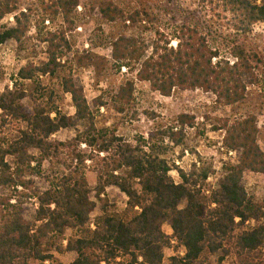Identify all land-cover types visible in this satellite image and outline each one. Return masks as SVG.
Here are the masks:
<instances>
[{
  "label": "trees",
  "instance_id": "obj_1",
  "mask_svg": "<svg viewBox=\"0 0 264 264\" xmlns=\"http://www.w3.org/2000/svg\"><path fill=\"white\" fill-rule=\"evenodd\" d=\"M133 1L142 8L127 14L112 0H102L100 12L110 24L137 25L153 33L151 43L120 36L111 45L108 64L135 77L110 100L100 96L92 105L72 78H62L74 116L61 112L60 96L43 87L40 78L55 77L71 51L65 32L48 30L45 23L60 18L70 30L82 0L41 3L40 25L45 29L38 38L47 47V59L20 69L11 87L0 93V264H53L64 253L76 254L71 264H165L164 250L172 240L184 256L172 257L168 264H211L217 255V264L228 259L264 264V198L256 202L241 186L246 172L264 177L254 117L223 122V147L239 153V159L235 166H224L217 186L209 182L216 176L212 163L198 157L186 171L170 159L176 149H181L178 160L188 151L185 132L194 128V117L180 115L174 126L134 142L97 121L110 103L128 117L136 99L135 81L149 84L163 97L175 90H201L215 95L223 107L242 103L244 78L255 79V63L261 60L240 39L264 24V0L209 1L222 24L217 35L196 18L149 29L155 18L143 4L155 0ZM31 13L19 11L17 0H0V24L13 19L11 27L0 25V47L14 41L23 48L32 29ZM3 79L0 65V83ZM26 83H32V90ZM79 124L83 130L77 129ZM10 128L14 134H7ZM66 130H76V136L64 142L53 139ZM87 173L97 176L94 190ZM109 188L126 197L123 210L109 203ZM98 204L102 208L93 219ZM29 212L32 221L27 220ZM165 226L172 237L165 235Z\"/></svg>",
  "mask_w": 264,
  "mask_h": 264
},
{
  "label": "rangeland",
  "instance_id": "obj_2",
  "mask_svg": "<svg viewBox=\"0 0 264 264\" xmlns=\"http://www.w3.org/2000/svg\"><path fill=\"white\" fill-rule=\"evenodd\" d=\"M43 1L45 0H17L19 11H32V29L23 48L20 49L14 41H9L0 47V65L4 71V79L0 83V93L5 87H11L12 79L20 69L31 64L39 66L46 61L47 47L38 38L39 30L46 28L52 31H64L71 47V51L65 54L62 70L53 78H40L43 87L54 90L60 96L57 105L61 112L68 116L75 114L71 97L64 94L61 89V79L64 77L73 79L75 85L83 90L91 105L100 96H104L106 101L110 100V97L115 95L127 80L135 77L125 69L118 72L111 64H108L107 61H112V43L120 36H136L151 43L154 38L153 33H146L137 25L126 24L125 26L124 23L110 24L106 22L100 12L102 0H82L81 6L73 15L74 22L70 30H67L68 26L64 25L60 18L55 23H45V28H43L40 25V7ZM209 1L212 0H155L153 4L144 3L143 7L146 6L148 11L152 10L155 18L154 25L146 27L149 29H154L159 25L163 28L173 27L175 23L178 25L183 20L196 18L204 23L209 31L216 34L215 32L220 30L222 24L213 9L210 8ZM112 2L127 14L142 8L141 3L133 0H112ZM0 25L11 27L13 25L12 17L7 18ZM242 41L261 60L260 63H255V79L244 78L247 92L242 103L234 107H223L217 103L215 95L201 90H175L171 97H163L152 92L149 84L135 81L136 99L131 111L128 112V117L118 114L110 103L97 116L98 126L115 128L119 136L129 142H134L137 137L148 139L149 135L158 130L174 126L180 115L194 117V128L187 129L185 132L188 151H185L181 160H178L177 157L181 155V149H176L174 156L170 159L186 171L193 163L197 162L198 157L212 163L216 170V176L209 182L217 186L218 180L223 175L224 166H235L239 159V153L229 152L223 147L225 136V132L221 130L223 122L228 120L232 123L237 119L254 117L258 127L257 142L264 152V24L256 25L252 34L240 39V42ZM171 46L175 47V43H172ZM24 85L27 89L32 90V83ZM133 113H136V118L131 120L130 117ZM83 126L79 124L77 129L83 130ZM9 130L11 131H7V134H14L15 128ZM75 136L76 130H66L61 131L53 139L64 142ZM47 170L54 171L49 168ZM172 176L176 181H179L176 173H172ZM87 177L91 189L94 190L97 176L87 173ZM39 186L46 187L44 183ZM241 186L256 202L263 200V176L246 172ZM105 194L109 203L116 206L118 210L125 208L127 199L117 189L109 188ZM94 195L95 193L92 196ZM101 208L102 206L98 204V210L92 215L93 219L100 214ZM26 217L28 221H32L33 213L29 212ZM163 231L165 235L172 237L173 232L170 227L165 226ZM70 236L71 232H68L66 237ZM63 245L66 247L67 243L63 242ZM177 256H184V249L172 240L171 247L164 250L165 264L169 263L170 258ZM76 257L75 253L56 255L53 264H71ZM219 257L220 255L213 256L209 260L210 263L217 264ZM225 264H233V262L228 259Z\"/></svg>",
  "mask_w": 264,
  "mask_h": 264
}]
</instances>
